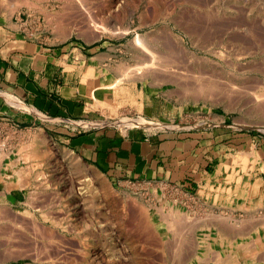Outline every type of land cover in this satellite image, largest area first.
Instances as JSON below:
<instances>
[{
  "label": "rangeland",
  "instance_id": "rangeland-1",
  "mask_svg": "<svg viewBox=\"0 0 264 264\" xmlns=\"http://www.w3.org/2000/svg\"><path fill=\"white\" fill-rule=\"evenodd\" d=\"M0 24L109 94L22 144L0 264H264V0H0ZM62 130L164 134L177 162L114 180Z\"/></svg>",
  "mask_w": 264,
  "mask_h": 264
},
{
  "label": "crops",
  "instance_id": "crops-1",
  "mask_svg": "<svg viewBox=\"0 0 264 264\" xmlns=\"http://www.w3.org/2000/svg\"><path fill=\"white\" fill-rule=\"evenodd\" d=\"M21 40L12 25L0 24V200L7 201L14 199L15 183L9 178L21 168L22 144L40 142L39 150L47 153L54 119L86 117L101 103L109 106L107 90L98 88L96 81L93 94L89 84L71 87L54 83L48 77L53 68L48 55L32 59L29 42ZM61 141L114 180L125 175L147 176L152 170H160L162 164L165 169L167 159L177 162V139L164 134L142 140L96 131L71 134L62 130ZM171 142L173 147L167 150Z\"/></svg>",
  "mask_w": 264,
  "mask_h": 264
},
{
  "label": "bare ground",
  "instance_id": "bare-ground-1",
  "mask_svg": "<svg viewBox=\"0 0 264 264\" xmlns=\"http://www.w3.org/2000/svg\"><path fill=\"white\" fill-rule=\"evenodd\" d=\"M137 119V118H136ZM140 120V119H139ZM139 120H131V121H129L131 124H136V123H139V122H145V121H139ZM125 122H127V121H125ZM150 122V121H149ZM151 123V122H150ZM153 124L155 125V123L153 122ZM151 125V124H150ZM153 125V126H154ZM156 126V125H155ZM162 126V125H161Z\"/></svg>",
  "mask_w": 264,
  "mask_h": 264
}]
</instances>
